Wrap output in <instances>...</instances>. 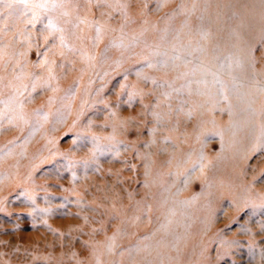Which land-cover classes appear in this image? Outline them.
<instances>
[{
	"label": "rangeland",
	"instance_id": "374dc122",
	"mask_svg": "<svg viewBox=\"0 0 264 264\" xmlns=\"http://www.w3.org/2000/svg\"><path fill=\"white\" fill-rule=\"evenodd\" d=\"M250 1L0 4V264H136L166 232L202 264H264Z\"/></svg>",
	"mask_w": 264,
	"mask_h": 264
},
{
	"label": "bare ground",
	"instance_id": "6f19581e",
	"mask_svg": "<svg viewBox=\"0 0 264 264\" xmlns=\"http://www.w3.org/2000/svg\"><path fill=\"white\" fill-rule=\"evenodd\" d=\"M250 1V0H249ZM251 0L250 2H252ZM261 1V0H260ZM261 3H252L251 8L254 10L257 7H260ZM246 17L244 13L240 14L238 17L241 20H243ZM236 64V62H235ZM168 224V223H167ZM166 229V227H164ZM165 231V230H163ZM197 232H198V227H197ZM168 237H166L167 235ZM166 235V236H165ZM165 235L162 236V238L159 240V248L152 249V248H146L144 249L145 253L154 250L152 252L154 255L152 259L147 258L145 255H140L136 258L135 263L136 264H202L203 262H208L210 259L207 258L206 256L203 255L202 253H198V247L199 245L193 244H187L185 245L182 243V236L179 237V246H172L168 244V240L175 235L174 233H168L166 232ZM177 236V235H176ZM184 241V240H183ZM205 250L202 249V251H206L207 247L204 248ZM129 264H133V261L130 262Z\"/></svg>",
	"mask_w": 264,
	"mask_h": 264
},
{
	"label": "snow or ice",
	"instance_id": "6c2138e0",
	"mask_svg": "<svg viewBox=\"0 0 264 264\" xmlns=\"http://www.w3.org/2000/svg\"><path fill=\"white\" fill-rule=\"evenodd\" d=\"M0 4H4L7 8L10 9L20 8L24 11L25 15H27L28 12L31 11L34 19H38L39 17L37 13L33 11V9H44L47 11H51L60 6L55 2V0H52L51 3H49L48 0H41V2L34 4H30L29 0H11V2L8 3H5V0H0ZM47 27L51 28L52 30H56V25L51 20L48 21Z\"/></svg>",
	"mask_w": 264,
	"mask_h": 264
}]
</instances>
